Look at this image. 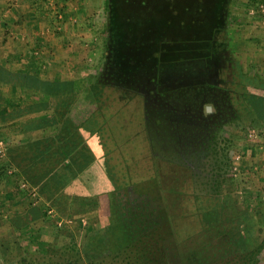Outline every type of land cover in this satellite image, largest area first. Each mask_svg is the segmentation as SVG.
Listing matches in <instances>:
<instances>
[{"label":"flooded vegetation","instance_id":"obj_1","mask_svg":"<svg viewBox=\"0 0 264 264\" xmlns=\"http://www.w3.org/2000/svg\"><path fill=\"white\" fill-rule=\"evenodd\" d=\"M104 3L102 50L60 133L94 159L97 260L264 264L236 189L240 143L264 135V65L238 37L252 0ZM202 37L219 49L205 83L182 66Z\"/></svg>","mask_w":264,"mask_h":264},{"label":"trees","instance_id":"obj_2","mask_svg":"<svg viewBox=\"0 0 264 264\" xmlns=\"http://www.w3.org/2000/svg\"><path fill=\"white\" fill-rule=\"evenodd\" d=\"M250 6L257 8L261 1L252 0ZM37 8L41 11L43 5ZM200 40L198 50L188 51L182 66L189 73L185 77H194L196 82L200 78L205 83L219 69V49L215 37ZM12 58H0V140L5 144L4 155L0 154V181L11 187L14 196L9 204L27 201L28 206L11 217L13 228L26 236L17 243L18 255L10 259L0 246V264H100L98 225L79 220L76 230L67 221L75 201L97 199L72 192L79 182L91 190L97 184L95 175L87 173L93 166L92 155L86 148L74 151V138L60 140L61 127L75 107L81 82L49 80L44 77L46 69L42 71L35 60L16 68ZM247 209L250 242L257 237L264 246V221H258ZM258 213L264 219V212ZM52 221L61 224L57 238L69 240L57 245L56 251L40 247L42 234L34 227L38 222L44 226ZM31 244L38 246L36 257L20 252Z\"/></svg>","mask_w":264,"mask_h":264},{"label":"rangeland","instance_id":"obj_3","mask_svg":"<svg viewBox=\"0 0 264 264\" xmlns=\"http://www.w3.org/2000/svg\"><path fill=\"white\" fill-rule=\"evenodd\" d=\"M26 1L28 0L25 2L24 0H0V58L8 59L6 57L11 55L16 68H24L26 62L35 60L36 64L42 67V71L45 70L42 65H48L44 74L47 77L53 78L56 72H59V78L75 79V81L81 82L89 68L97 61L102 50L101 37L104 27L105 0H89L85 11H80L77 14H72V10H70L78 6L73 0H65L68 4H64L67 6L63 11L60 6H56L57 0L50 2L32 0V4L26 3ZM258 1L264 5V0ZM37 4L43 5L44 14L43 16L39 15V19L36 17V19L30 20L29 11H34ZM82 9H84L83 6ZM251 9L253 7H249L239 19L240 33L238 37L246 55L264 65V18L250 15ZM25 10L28 13H23ZM54 11L55 14L59 13L58 20H53L54 25H52L53 21L49 23L46 19L48 22L46 24L45 17H49V19L57 17L53 14ZM16 12L21 18L18 21L11 17ZM123 14L122 12L121 20L128 22L123 20ZM5 26L8 27L4 28ZM114 27L116 29L122 28V22L120 21L117 27ZM127 28L132 29V25H128ZM14 50L20 52L15 58L13 56ZM74 56L78 59H75ZM62 65L65 66L63 69L57 68V66ZM254 135V137L240 143V149L237 152L238 162L236 166L239 175L236 179V189L241 196L243 205H246L255 214L257 220L261 222L264 219L258 212H264V135ZM87 189L86 185L79 182L74 184L72 192L78 196L93 198L96 191ZM0 195L6 197L5 199L0 197V246L6 251L8 258L13 259L19 252L17 243L26 236L13 228L11 217L23 210L24 206H28V204H26L27 201L18 202L15 205L9 204L8 200L14 195H12L11 187L6 186L3 181H0ZM15 198L17 199V196ZM89 200H83L80 203L74 202V212L67 220L72 228L79 230L77 228L79 220L84 224L96 220L98 216L95 211L96 201ZM59 225H61L60 222L55 221L44 226L40 222L34 225L35 229H39L42 234L41 248L56 251L57 245L63 246L69 242L68 239L57 238ZM78 235H80L79 232ZM37 249L36 244H31L30 247H23L20 252L27 254V256L36 257Z\"/></svg>","mask_w":264,"mask_h":264},{"label":"crops","instance_id":"obj_4","mask_svg":"<svg viewBox=\"0 0 264 264\" xmlns=\"http://www.w3.org/2000/svg\"><path fill=\"white\" fill-rule=\"evenodd\" d=\"M51 0H47V2H50ZM67 1V0H66ZM65 0H57L56 1V6H60L61 7V10L63 11L64 9H66V6L67 5H64V4H68L67 2H66ZM24 2H25V0H24ZM29 3V4H32L33 3V1L31 0H28V1H26V3ZM38 2V1H37ZM40 2V1H39ZM62 2H65V3H62ZM71 2V1H70ZM73 2H75V4L77 3V7H74L73 9H70V10H72V14H77L78 12H80V11H85V7L88 5V2H90L89 0H73ZM92 3V2H91ZM25 5H27V4H25ZM39 4H37L36 5V7L38 6ZM82 6L84 7V9H82ZM30 10V9H29ZM68 11V10H67ZM18 12V11H17ZM14 13V14H12V18H14V19H16V21H18V19H21L20 18V16H19V13ZM23 13H28L26 10L23 12ZM43 11L41 10V12L40 11H38V9L36 8L34 11L33 10H31V11H29V17H30V20H32L33 18H35L36 19V17L39 19V15L40 16H43ZM53 14L54 15H57V17H55V19H49V17H45V23L47 24L48 22L47 21H49V23L51 22V21H53V20H58V14L56 13L55 14V11L53 12ZM11 18V19H12ZM44 18V17H43ZM46 19H47V21H46ZM91 20V19H90ZM42 21V20H41ZM5 25H7L6 24V22H5ZM52 25H54V21H53V23H52ZM8 26H5L4 28H7ZM51 28H52V26H51ZM61 29V28H60ZM15 52H13V56H14V58L16 57V56H18V54L17 53H20L19 51H17V50H14ZM38 53V52H37ZM53 54H55V52H53ZM11 57V55L9 56V57H6V58H10ZM74 58L75 59H78V57H76V56H74ZM76 61V60H75ZM35 63H36V61H34ZM29 63V61L28 62H26V64H28ZM43 67H44V69H48V65L47 64H44V65H42ZM65 66L64 65H62V66H57V68L58 69H63ZM40 68H42V67H40ZM42 70V69H41ZM59 72H56V75H54L53 76V78H50V77H47V76H45L44 75V77L45 78H47V79H49V80H54V79H56V78H59V74H58ZM59 79H63V80H69V78H59ZM70 80H75V79H70ZM264 169V168H263Z\"/></svg>","mask_w":264,"mask_h":264},{"label":"built area","instance_id":"obj_5","mask_svg":"<svg viewBox=\"0 0 264 264\" xmlns=\"http://www.w3.org/2000/svg\"><path fill=\"white\" fill-rule=\"evenodd\" d=\"M250 15L253 17H260L264 18V5L261 4V6H258L257 8L253 7V9L250 10ZM5 153V144L3 140H0V154L3 156Z\"/></svg>","mask_w":264,"mask_h":264}]
</instances>
